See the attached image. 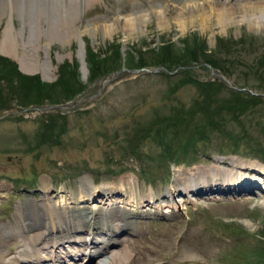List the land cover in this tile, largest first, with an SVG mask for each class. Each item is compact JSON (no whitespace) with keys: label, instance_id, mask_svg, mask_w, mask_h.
Returning a JSON list of instances; mask_svg holds the SVG:
<instances>
[{"label":"rangeland","instance_id":"rangeland-1","mask_svg":"<svg viewBox=\"0 0 264 264\" xmlns=\"http://www.w3.org/2000/svg\"><path fill=\"white\" fill-rule=\"evenodd\" d=\"M113 2L95 0L84 16H106ZM51 5L58 16L59 5ZM36 11L24 18L23 11L14 15L10 33L18 52L25 50L27 64L40 74L35 91L44 100L39 108L80 102L122 68L158 70L123 73L97 97L61 110L26 109L19 89L0 86V249L5 257L0 264H36V258L68 253L76 264H264L263 193L190 191L197 167L204 177L220 173V167L249 163L261 166L257 174L264 181V26L246 17L225 27L213 24L203 31L194 24L182 30L171 19L159 27L151 16L139 35L116 30L93 39L81 29L61 43L56 34L47 35ZM9 22L0 20V37ZM0 59L28 74L11 56L0 52ZM2 62L0 75L9 68ZM60 66L66 68L57 82ZM78 87L76 94L67 92ZM10 110L19 112L5 114ZM86 181L108 187V194L121 184L134 187L144 207L157 198L154 206L164 216H136L133 229L118 240L102 243L107 238L99 237L90 246L81 242L86 235H77V244L50 247L42 238L31 240L41 232L37 224L27 232L16 226L30 207L42 213L44 199L52 198L56 206L70 202ZM98 196L94 199H106L102 192ZM113 230L110 239L117 236ZM28 244L36 257L24 258L31 254ZM121 250L127 257L120 262Z\"/></svg>","mask_w":264,"mask_h":264},{"label":"bare ground","instance_id":"bare-ground-1","mask_svg":"<svg viewBox=\"0 0 264 264\" xmlns=\"http://www.w3.org/2000/svg\"><path fill=\"white\" fill-rule=\"evenodd\" d=\"M50 1L51 0H0V20L9 18V23H11V25L6 26L1 32L0 52L14 58L23 71L32 73L35 70L31 67L30 63L27 64L30 60L28 58L24 59L25 50L23 49L26 47L25 44H22L24 46L22 48L23 51H21V53L18 52L19 50L15 46V38L10 33L13 27L12 20L14 21V15L18 16L21 11L24 13V18L25 16H31L33 11L37 15L36 10H39L40 17L43 20L41 21V25L46 23L47 30H49V34L47 35L51 37L56 34L61 43H65L71 37H75L81 29L83 32L91 35L93 39L97 36L103 38L108 37L115 33L116 30H124L127 35H130L131 32L134 31V34L139 35L151 16L156 18L159 27H163L164 24L167 26V21L171 19L174 20V23H177L182 30L187 25L192 26L194 24H197L200 30L203 31L207 30V27L210 28V25L213 24L225 27L229 25V23L235 22V19L240 20L246 17L257 27L264 26V0H114L106 16L93 19H86L84 14L86 12V6L95 0ZM54 1L59 5V10H57L59 15L56 17L52 15L53 12L51 11V3H54ZM80 5H82L83 12L81 16L79 15L80 10L78 11ZM107 18L110 19L109 24H105V19ZM29 19L32 20V18ZM26 20L28 19H25V21L23 20L25 25H27L28 22ZM255 168L249 163H246L244 168H242V165H237L235 168L230 165L227 169L226 167L216 169L220 173L209 171V175L203 177L202 175L199 176L201 169L197 167L194 171L195 173L192 172V174H194L192 182L190 183V191L199 187V190H196V192L203 193L204 191H208L212 194H220L224 191L227 194L242 193L243 196L250 194L259 195L262 193V190H264V181L261 182V178L257 174L258 171L262 169L261 166ZM82 185L81 189H77V195L72 197L70 202H62V206H56L52 198L51 200L44 199L46 203L42 204L43 211L40 216H37L33 212L36 216L32 215L22 220L20 219L21 221L19 222L21 225L17 223L16 226L18 228L26 227V229H28L29 225L32 226L33 224L40 223L44 230L52 234L63 232L64 234L52 237L51 243L55 244L62 240L69 241L71 237L73 238V232L69 231L80 232L81 229L85 228L84 230L87 232L93 230L96 233H102L103 237L100 235L98 237L94 236V238H104V234L106 235L107 232H114V228L120 231L122 225L125 226L124 228L127 230L133 229L132 220L139 214H142V216H153L159 213L154 206L158 199L151 197L150 200H147V207H144L142 198L136 197L134 187H130L129 189L128 186L121 184L119 187H114L115 189L112 192L114 194L113 196L111 195L112 193L108 194L111 191L108 187L102 189L96 188L87 181L83 182ZM43 186L46 187L44 182ZM248 189L250 191H248ZM59 192L62 193V191ZM101 192L103 193L102 197L106 196V199L103 200L101 197L100 199H94L99 197L98 193ZM177 192L179 191L177 190ZM173 194L174 192H172V195ZM84 199L92 201V206L85 207L84 204L86 201H84ZM113 210H116L117 213ZM111 218L115 220L119 219L123 224L121 223L120 227H117L119 225L118 222L117 226L115 224H110ZM41 236L42 230L41 232H34L30 237L31 240L36 239L37 241ZM61 236H63V238H60ZM2 240L4 239H1L0 235V246L2 245ZM101 241H103L102 243L108 242V239H102ZM27 247L29 248L28 245ZM124 253L125 252L122 251L118 254V261L121 262L127 257V253H125L126 255ZM32 255L33 253L24 258H28ZM4 258L0 249V259L2 260ZM36 260H38V258H36L35 261ZM75 261L72 263L66 259L65 264H76ZM35 263L38 264L37 261ZM46 264H49V262Z\"/></svg>","mask_w":264,"mask_h":264},{"label":"trees","instance_id":"trees-1","mask_svg":"<svg viewBox=\"0 0 264 264\" xmlns=\"http://www.w3.org/2000/svg\"><path fill=\"white\" fill-rule=\"evenodd\" d=\"M1 62H2V60L0 59V63ZM3 62L8 63L9 68H6L3 65L4 64ZM3 62H2V65H3V67L6 68L7 71L1 72L2 74L0 76H2V77H0V86L4 87L7 90L10 89L9 91H14V89H19V91L21 93V97H22L20 100L21 106L43 104L42 103V101L44 100L43 99L44 98L43 93L40 91H35L38 87L41 86V84L38 81V77L23 75L16 70V68L13 64H11L7 61H3ZM65 68L66 67H64V66L59 67V74L57 77V82L61 81L60 79L63 76V74L65 73ZM65 82L67 84V80L63 81V84ZM43 84H45V83H43ZM79 89H80V87L73 88L72 90H70V89L67 90V92L75 93ZM75 94H71L70 96L68 95V99H71V97H73ZM239 94H240L239 92H237L235 94L233 93V96L236 97ZM56 103H58V102H56ZM159 143H160L159 144L160 146L162 145V148H165V145L163 146V144L160 141H159Z\"/></svg>","mask_w":264,"mask_h":264},{"label":"water","instance_id":"water-1","mask_svg":"<svg viewBox=\"0 0 264 264\" xmlns=\"http://www.w3.org/2000/svg\"><path fill=\"white\" fill-rule=\"evenodd\" d=\"M157 70L158 69L148 70V69H145V68H138V69H132L131 70V69L122 68L119 72H113V73L109 74L107 76V78H105V79L102 80V82L100 84V87H99V89H98V91L96 93H94L93 95H91V96H89V97H87L85 99L80 100V102L81 101H85V100H90L91 98L97 97L100 93H102L104 91L105 87L112 80H114L115 78H118V76L121 75V74H123V73H127L129 75L136 76V75H139V74H142V73H149V72H153L154 73ZM211 71H212V74H214L217 78L221 79L224 83L229 84L228 81L224 80L223 77H221V75L219 74V72H217L215 70H212V69H211ZM80 102H77V103H80ZM77 103H74V104H72L70 106L53 105V106H43V107H40V108H38V107H31L30 109H33V110H49L51 108H54V109L61 110V109H67V108L73 107ZM26 109H28V108H26ZM26 109H21L19 111H22V110L24 111ZM19 111L10 110V111L6 112L5 114L16 113V112H19ZM4 115H2L1 117H3ZM82 228H84V227H82Z\"/></svg>","mask_w":264,"mask_h":264}]
</instances>
